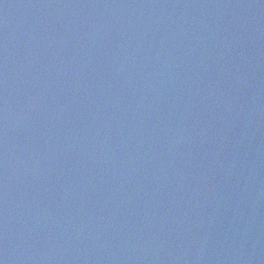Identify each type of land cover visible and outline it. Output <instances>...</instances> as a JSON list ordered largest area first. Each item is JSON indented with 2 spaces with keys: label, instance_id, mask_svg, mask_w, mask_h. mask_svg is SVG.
<instances>
[{
  "label": "water",
  "instance_id": "95a60500",
  "mask_svg": "<svg viewBox=\"0 0 264 264\" xmlns=\"http://www.w3.org/2000/svg\"><path fill=\"white\" fill-rule=\"evenodd\" d=\"M0 264H264V0H0Z\"/></svg>",
  "mask_w": 264,
  "mask_h": 264
}]
</instances>
